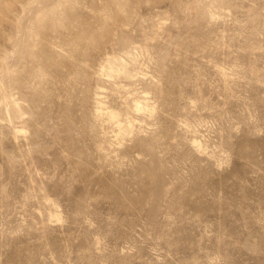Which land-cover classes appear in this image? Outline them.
<instances>
[{"label": "rangeland", "instance_id": "1", "mask_svg": "<svg viewBox=\"0 0 264 264\" xmlns=\"http://www.w3.org/2000/svg\"><path fill=\"white\" fill-rule=\"evenodd\" d=\"M0 264H264V0H0Z\"/></svg>", "mask_w": 264, "mask_h": 264}]
</instances>
